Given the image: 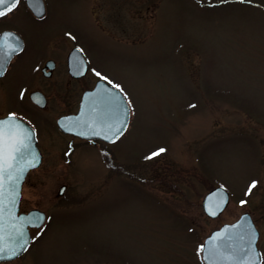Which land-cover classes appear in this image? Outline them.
Returning <instances> with one entry per match:
<instances>
[{"label":"rangeland","instance_id":"1","mask_svg":"<svg viewBox=\"0 0 264 264\" xmlns=\"http://www.w3.org/2000/svg\"><path fill=\"white\" fill-rule=\"evenodd\" d=\"M47 1L49 23L68 29L120 85L131 125L117 144L81 146L68 163L46 147L20 202L45 214L42 234L0 264H201L202 239L243 211L259 219L264 247V0H105L108 33L74 14L85 1ZM101 1L91 0L97 22ZM123 3L138 6L134 45L120 29L131 27L126 19L112 20ZM78 90L48 92L51 103L34 113L38 129L55 135L40 119L75 109ZM7 94L0 110L18 109L10 86ZM215 186L229 202L210 219L201 199Z\"/></svg>","mask_w":264,"mask_h":264},{"label":"flooded vegetation","instance_id":"2","mask_svg":"<svg viewBox=\"0 0 264 264\" xmlns=\"http://www.w3.org/2000/svg\"><path fill=\"white\" fill-rule=\"evenodd\" d=\"M81 1H85V5L74 7V14L78 16L83 14L90 15L92 21H94L93 23L97 27L100 26L99 29L102 32L108 33L106 27L108 24L107 2L103 0L98 6L97 15L99 16L97 19L100 20L97 22L91 0ZM123 4L124 5L121 7L115 9L112 20L114 24H118L120 19H126V24L131 25V29L129 27L123 28L122 26L120 29L123 34H127L128 37L131 38L130 44L134 45V39L137 38L138 23H134V21L138 18V6L131 5L130 8L132 9H130L128 5L131 3ZM52 5L53 4H50L47 0H38L36 4L33 3V0H19L13 11L7 12L4 17H0V37H3L4 44V59L2 60V67H0V73H2L0 74V100L7 98L10 86L11 90L16 93V101L19 104L18 109L0 110V117L14 115L26 121L35 130L37 147L41 152L40 165L44 160V151L46 147L54 145L57 149L63 150L62 154L66 157L65 162L68 163L71 157L77 155L78 149L81 146L100 147L106 150L113 144H117L131 125L130 118L126 131L119 139L115 140L114 143H107L98 139H81L72 134L63 133L58 129L56 124L57 118L66 114L75 113L78 109L83 92L93 88L98 81L107 83V80H110L113 84H119L113 79L107 78V80H101L95 73L99 72L104 77H106V75L102 74L92 65L89 59V52L81 45L80 41L78 42V39H76L71 32L67 31L68 29L59 27L58 24L54 25L53 22L49 23ZM33 8H35V10ZM115 39L118 38L116 37ZM120 39L121 38L118 40ZM13 48H15L16 51L9 56L8 53ZM78 59H82L85 62L82 74L77 73L76 70L75 65ZM70 86L79 89L77 101H70L71 105L76 104L75 109L60 114L55 118L53 123L46 118L40 119L45 126L50 125L51 129L52 127L54 128L55 138V135L52 134L51 136V132H42V129H38L34 121V113L43 111L46 106L51 103V96H49L48 92L53 93L52 96L57 95L60 97L59 90L61 87L68 92ZM34 93L44 97V100L42 99L41 101L46 105L44 108H40L35 101H33L32 94ZM69 99L70 98H68V101ZM102 153L104 156L107 155L106 151H102ZM76 157H78V155ZM104 162L106 163V161ZM120 164L115 162L114 168L118 170ZM63 185L65 186V184H62V186ZM244 214H247L250 221L253 223L257 232V239L254 247L255 251L252 250L250 253H241L240 255L246 257L248 260H257L259 264H264V247L260 245V240L263 235L259 229V219L250 212H240L231 222H223L218 227L212 229L209 234L219 230L225 223H234L238 221ZM220 215L218 217H220ZM259 217H264V215H259ZM240 236L244 237V234H240L239 237ZM204 239L205 238L202 239L198 249L203 245ZM241 246H246V243H239L237 248ZM229 251L230 250L227 248L224 249L225 254H228L227 252ZM202 258V252H199V261L201 264H204Z\"/></svg>","mask_w":264,"mask_h":264},{"label":"water","instance_id":"3","mask_svg":"<svg viewBox=\"0 0 264 264\" xmlns=\"http://www.w3.org/2000/svg\"><path fill=\"white\" fill-rule=\"evenodd\" d=\"M33 9L35 10V8ZM121 97H123V95L119 90L113 89L103 81H99L92 89L87 90L82 94L78 110L75 114L64 115L56 120L57 127L63 133L72 134L79 138L100 139L102 141L109 142L108 140L103 139L102 136H92L90 134V128L100 131L107 124L114 123L117 120H123L126 122V125H128L129 107L126 100H122ZM32 99L39 107H45L44 102H41L42 99L44 100V97L42 95H37V93H34L32 94ZM125 105H127V107H125ZM9 118H14L20 121L25 129L31 131L32 138L29 149L24 152L23 159L19 161V167H24L26 171L19 183L20 196L18 199V203L14 207H12L11 211V216L15 217V220L11 224H6L7 231L5 232L4 246L7 249H11L16 246L15 233L12 231L13 227H23V229L27 232L28 237L31 238L30 229L34 227L28 225L27 220L37 213L45 216L43 212L37 209H31L27 212L20 211L22 184L28 172L39 166L41 161V154L36 146L34 130L21 119L11 115L1 117L0 120H6ZM86 124L90 127L85 126ZM33 164L35 166H32ZM63 189L64 187L60 189L59 193H61ZM5 190L9 194L11 193L10 187H6ZM227 203L228 193L222 187H215L204 195L201 201V207L206 216L215 218L227 206ZM246 228H254V226L251 223L248 215L244 214L238 219V221L232 224H224L219 230L211 233L204 242L205 251H203L202 254L203 259L207 254L210 242L211 244L215 245H220L221 243L230 244L233 247H237L239 243L247 244ZM240 234H244V237H239ZM221 238H223V240H221ZM256 239L257 232L255 230V242ZM253 251L255 250L253 249ZM24 252L25 251H22L18 256L12 259H0V262L12 261L21 256ZM256 262L257 264H259L257 260Z\"/></svg>","mask_w":264,"mask_h":264},{"label":"snow or ice","instance_id":"4","mask_svg":"<svg viewBox=\"0 0 264 264\" xmlns=\"http://www.w3.org/2000/svg\"><path fill=\"white\" fill-rule=\"evenodd\" d=\"M18 2L19 0H0V17H4L7 12L13 11ZM241 2H243V0H241ZM33 3H38V0H33ZM15 51V48L11 49L8 55L10 56ZM3 59L4 44L3 37H0V67H2ZM84 63L82 59L77 60L75 65L77 73L82 74ZM95 74L101 80H107V77L102 76L99 72ZM107 83L110 84L113 89H119L120 87L119 85L113 84L110 80H107ZM121 99L124 100L126 97H121ZM125 107H127V105H125ZM191 107H195V105H191ZM85 126L88 125L86 124ZM126 127L125 121L117 120L114 123L107 124L100 131L90 128V134L92 136H102L103 139L114 143L115 140L123 135ZM31 138V131L25 129L20 121L14 118L0 120V259H12L18 256L22 251H26L29 244L42 234L43 225L47 219L42 214L37 213L27 220L28 225L38 230L36 236L32 238L28 237L23 227H13L12 231L15 233L16 246L11 249H7L4 246L5 232L7 231L6 224H11L15 220V217L11 216V211L12 207L18 203L20 196L19 183L26 171L24 167H19V161L23 159L24 152L29 149ZM164 151L165 149L163 148L158 149L147 156L146 159L158 156ZM32 166L35 165L33 164ZM6 187L11 188L10 194L6 192ZM255 187L256 182L253 181L246 194L251 193L252 189ZM246 233V246L237 248L230 244L221 243L220 245H215L210 242L207 254L204 257L206 264H257L255 260H248L246 257L240 255L241 253H250L255 247V229L246 228ZM221 240H223V238H221ZM225 248L230 249L228 254H225ZM203 251H205V248L202 245L201 248L198 249V252Z\"/></svg>","mask_w":264,"mask_h":264}]
</instances>
